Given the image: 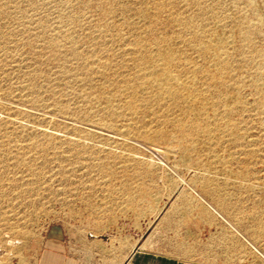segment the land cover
<instances>
[{"label":"rangeland","instance_id":"obj_1","mask_svg":"<svg viewBox=\"0 0 264 264\" xmlns=\"http://www.w3.org/2000/svg\"><path fill=\"white\" fill-rule=\"evenodd\" d=\"M263 74L264 0H0V264H264Z\"/></svg>","mask_w":264,"mask_h":264},{"label":"crops","instance_id":"obj_2","mask_svg":"<svg viewBox=\"0 0 264 264\" xmlns=\"http://www.w3.org/2000/svg\"><path fill=\"white\" fill-rule=\"evenodd\" d=\"M133 236H130V241ZM37 255L34 264H87L83 256L78 252L68 249L57 248L54 245H46ZM58 247H61L59 244ZM84 253V252H83ZM92 264V263H89ZM121 264H182L178 258L167 255L150 247L139 245L130 250L123 258Z\"/></svg>","mask_w":264,"mask_h":264},{"label":"bare ground","instance_id":"obj_3","mask_svg":"<svg viewBox=\"0 0 264 264\" xmlns=\"http://www.w3.org/2000/svg\"><path fill=\"white\" fill-rule=\"evenodd\" d=\"M161 56H162V55H161ZM164 57H167V56H164ZM170 57H171V55H170ZM173 58H174V57H173ZM145 59H146V57H145ZM160 59H161V58H160ZM166 59H168V58H166ZM169 59H170V58H169ZM161 60H162V59H161ZM168 61H169V60H168ZM168 61H167V63H169V62L171 63V61H169V62H168ZM172 61H173V59H172ZM161 62H162V61H161ZM161 62H160V63H161ZM163 62H165V60H164ZM165 63H166V62H165ZM164 65H165V64H164ZM135 66H136V65H135ZM160 66H161V65H160ZM160 66H159V67H160ZM161 67H162V66H161ZM166 67H168V66H166ZM168 68H169V67H168ZM163 69H165V68H163ZM136 70H137V69H136ZM149 71H150V70H149ZM167 71H168V70H167ZM136 72H137V71H136ZM161 72H162V71H161ZM162 73H163V72H162ZM121 74H122V73H121ZM124 75H125V74H124ZM163 75H164V74H163ZM263 75H264V74H263ZM169 76H170V75H169ZM163 77H164V76H163ZM260 77H261V76H260ZM165 78H166V77H165ZM167 78H168V77H167ZM169 78H170V77H169ZM139 79H140V78H139ZM163 79H164V78H163ZM123 82H124V81H123ZM180 84H181V83H180ZM123 85H124V84H123ZM177 85H178V84H176V87H177ZM171 86H172V85H171ZM171 86H170V87H171ZM173 86H174V85H173ZM189 86H190V85H189ZM131 87H132V86H131ZM178 87H180V86L178 85ZM172 88H173V87H172ZM181 88H182V87H181ZM181 88H179V90H180ZM185 88H186V87H185ZM170 89H171V88H170ZM174 89H175V87H174ZM192 89H193V88H192ZM132 91H133V90H132ZM132 91H131V92H132ZM165 91H166V90H165ZM167 91H169V89H168ZM170 91H171V90H170ZM177 91H178V90H177ZM133 92H134V91H133ZM147 92H148V91H147ZM152 93H153V92H152ZM150 94H151V93H150ZM174 94H176V91H175ZM178 94H179V93H178ZM177 97H178V96H177ZM131 103H132V102H131ZM132 104H133V103H132Z\"/></svg>","mask_w":264,"mask_h":264}]
</instances>
